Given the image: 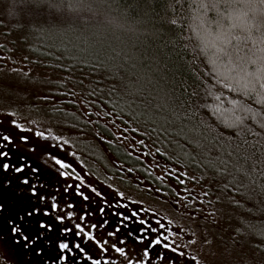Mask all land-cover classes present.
Here are the masks:
<instances>
[{"label":"trees","instance_id":"trees-1","mask_svg":"<svg viewBox=\"0 0 264 264\" xmlns=\"http://www.w3.org/2000/svg\"><path fill=\"white\" fill-rule=\"evenodd\" d=\"M182 4L183 15H175L172 0H0V10H3L0 16L5 15L6 10H13L16 11V18L18 14L20 18V10H24L27 14L22 16L23 20L35 22L34 25H37L34 33L28 30L27 38L18 42L19 48L27 54L29 60L49 71L51 76L62 80L43 81L47 87L45 93L48 97H61L63 96L61 93L73 94L68 89L70 87L74 93L81 94L85 99L99 102L103 111L120 113L124 120L130 121V124L124 126L137 127L145 133L140 136L150 142L154 151L156 147H160L161 151L168 153L167 156L157 154L159 159L180 167L187 164V158L175 142L178 138L161 136L157 139V134L163 131L161 125L172 119L168 114L167 104L175 106L178 103L180 108L189 110V115L192 114V108H195L196 120L203 116L219 131L230 134L220 119L223 116L222 109L216 111L213 117L196 107L202 103L217 106L220 104L215 101L214 96L211 100L208 98L210 91L214 95L227 93L206 75L205 69L209 68L208 57L201 51L202 44L196 35V27L201 21L196 18V10L191 5V0H182ZM172 19H176L178 23L172 25L170 23ZM0 20V30L5 29L3 37L13 36L16 27L10 26L6 19ZM213 51L210 50L208 55H212ZM93 92L95 95H90ZM7 95L0 90V105L6 104L2 110L11 112L12 115L8 116L12 119L20 111L14 105H7L6 99L11 98ZM160 105L164 107L161 108ZM66 106L68 109L50 107L43 110L40 107H30L26 112L30 111L35 119H44L45 116L52 125L74 133L76 137L69 139L72 144L68 146L75 156L74 160L78 161L80 168L91 177L107 184L103 177L115 176L120 185L124 186L126 183L123 182V175L112 168L117 164L124 169L131 168V175L136 174L155 191L159 189L158 193L163 194L166 191L171 193L167 186L156 179L143 161L133 155L129 156L128 152L115 142L109 129L100 123H87L76 110L70 108H75L73 104L66 102ZM180 115L183 117L185 113L180 112ZM153 128L157 131L153 132ZM96 135H103L106 139H112L114 143L112 145L104 144L102 141L95 143L92 139H98ZM180 143H184L185 148L191 151L184 141L181 140ZM18 155L20 156L13 153V161L19 157ZM106 155L111 158V163ZM177 158L178 163H174ZM187 170L195 176L210 175L209 172L190 166ZM50 174L41 171L40 175L43 178L41 183L46 180L50 182L52 179L59 181V174L54 176ZM43 189L45 190L40 189L42 193ZM220 190L223 191L222 187ZM224 194L233 196L231 192ZM236 196L242 201L240 206H233L238 210L236 234L241 235L244 232L247 239L251 240L250 248L257 254L264 255V194L248 193L242 189L241 194ZM2 197L7 198L4 200L7 209L0 218L6 219L5 216L15 211V200L12 190L5 191ZM56 198L55 202L59 203L61 208L65 207V196L59 194ZM96 200H98L96 203H100L98 198ZM52 202L50 200L49 204ZM71 203L75 205L71 211L83 214L91 210L94 214L88 216L89 221L100 222L96 204L88 202L86 207V202L80 201L77 197H72ZM149 213H152L150 209L142 215L147 217ZM145 219L152 221L153 224L159 219L169 231L174 229L176 234L180 232L163 217L155 215L154 220L148 217ZM59 226L61 228L65 225ZM59 226L55 223L57 229ZM110 230L112 224L103 229L106 233ZM51 235L56 233L53 232ZM124 235V232L119 234L121 238H124ZM135 248L140 250L142 246L136 245ZM87 249L93 256L99 255L101 259L104 258L102 253L97 252L92 242L87 244ZM128 250L133 251L131 241ZM162 251L163 249L157 248L152 251V255L155 256L156 252ZM55 255L56 250L49 248L41 259L51 264ZM167 255L172 257L170 252ZM111 256L115 257V253L112 252ZM133 256L135 258L134 253ZM115 258L117 264L119 259H123L119 256ZM176 260L177 264H189L184 258L177 257ZM153 264L163 262L154 260Z\"/></svg>","mask_w":264,"mask_h":264},{"label":"snow or ice","instance_id":"snow-or-ice-1","mask_svg":"<svg viewBox=\"0 0 264 264\" xmlns=\"http://www.w3.org/2000/svg\"><path fill=\"white\" fill-rule=\"evenodd\" d=\"M172 3L174 14L183 15L182 0H172ZM191 5L196 10V18L201 21L196 27V35L202 44L201 51L208 57L209 68L205 69V73L227 93L214 95L210 91L208 98L211 100L214 96L215 101L220 104L217 106L202 103L196 107L213 117L216 111L222 109L223 116L220 119L230 134L219 131L203 116L196 120L195 108H192V114L189 115V110L180 108L178 103L175 106L167 104L168 114L172 119L161 125L163 131L157 134V139L161 136L178 138L175 142L187 158V164L180 167L165 165L167 168L165 175H157L156 179L163 181L165 176L175 179L184 186L183 191L189 192L191 201H198L201 204L213 203L212 197L215 195L211 183L205 181L218 183L217 191L222 187L224 192L233 193V205L240 206L241 202L235 200L234 196L241 194L242 189L248 193L264 194V0H191ZM170 23L176 25L178 21L172 19ZM210 50H214L212 55H208ZM3 58L0 55V59ZM90 95H95V92ZM93 105L102 108L95 100L88 101L84 107L92 109ZM160 107L163 108L164 105ZM180 112H184L185 116L181 117ZM85 115L89 117L96 115L100 118L89 119L87 121L89 124H99L100 120L104 119L103 127L112 125L115 130H109L116 141L121 143L129 141L127 146L133 150L136 149V145L147 149L141 152V156L168 155L167 152L161 151L160 147H156L155 152H152L151 146L144 139L136 140L135 136L129 137L130 132L141 136L145 133L134 126L122 127L118 121L126 125L130 124V121L124 120L120 113L104 110L101 116L100 111L89 110ZM10 123L20 132L30 131L15 119ZM152 131L156 132L157 129L153 128ZM34 135L44 140L51 137L52 140L62 141L64 145L68 144V140L62 139L59 135L49 133L46 136L40 131ZM99 139L104 144L114 143L112 139H106L103 135H100ZM19 140L24 144L29 143V137L26 135H21ZM181 140L191 148V151L185 148L184 143H180ZM131 141H135V144ZM9 146L15 147L13 136L0 130V177H2L0 196L5 191L12 190L15 211L6 223L13 242L22 245L26 251L43 257L47 249L54 248L56 255L52 257L51 264H117L116 258L111 256L112 252L123 258L119 264H153L154 260H160L163 264H177V257L184 258L190 264H202L198 254L189 255L186 251L190 245L196 244L195 239L189 238L186 244L179 242L175 238L177 234L169 231L161 220L157 219L153 224L143 217L142 213H147L148 209H130V204L135 205L137 201L123 203L125 193L122 191H115L114 196L108 198L97 187L86 184L84 177L71 164L63 162L54 154L51 159L58 166L59 176L64 180L78 181L75 184H66L63 191L68 193L74 189L75 195L86 202V207L88 202L96 204V211L101 219L99 223L87 224L88 216L94 214L91 210L87 212L82 210L83 214H78L70 210L75 208L71 202H68L65 208H61L59 203L55 202L57 198L54 195L51 196L53 202L48 204V194L40 191L45 187L41 183L43 179L40 175L41 167L29 163L23 155L13 161V152L9 150ZM29 150L36 152L35 147ZM47 150L48 148H42L40 154L43 155ZM128 155L131 156L132 151H129ZM178 161L179 158L174 163ZM156 166L161 167L159 163ZM189 166L202 169L210 175L192 176L187 170ZM69 169L71 171H65ZM128 172H132V169L129 168ZM188 181L202 185L198 195L191 194L192 190L187 187ZM83 188H87L92 195L86 194ZM108 188L111 189L112 185L109 184ZM177 195L180 200L184 199L179 191ZM96 198L100 203H96ZM6 209V202L0 199V215ZM208 214L213 215L211 212ZM52 220L65 226L57 229ZM66 220L71 221L74 227L66 226ZM109 224H112V230L107 231L106 236L98 238L95 235L96 231L107 228ZM53 232L56 233L55 238L51 235ZM121 232H124V238L119 236ZM113 237L116 239H111ZM129 241L133 244L132 252L128 250ZM89 242L95 245L98 253L103 254V259L99 255L93 256L88 251ZM204 242L209 243L207 240ZM136 245L142 248L137 250ZM157 248L163 251L156 252L153 256L152 251ZM169 252L172 253L171 258L167 255ZM43 264L49 262L44 261Z\"/></svg>","mask_w":264,"mask_h":264},{"label":"rangeland","instance_id":"rangeland-1","mask_svg":"<svg viewBox=\"0 0 264 264\" xmlns=\"http://www.w3.org/2000/svg\"><path fill=\"white\" fill-rule=\"evenodd\" d=\"M4 5L7 6L6 3H4ZM2 11L3 10H0V12ZM20 11V18L19 14L16 18V11L13 10H6L4 12L5 15L0 16V18L6 19L10 26L16 27L14 35L10 38L3 37L5 29L0 30V55L4 57L3 59H0V90H3L4 93L11 97L6 99V101H8L7 105H14L20 111L11 119L8 116V113L11 112H5L2 110V108L6 107V104L0 105V130L8 132V134L12 135L15 140V147L13 148L12 146H9V150L13 153L20 154V156H25L30 163H34L33 165H39L43 173L46 174L49 172L52 176L58 174V166H56L51 159L54 154L63 162L71 164L72 167L84 177L86 184L97 187V189L104 193L108 198H112L115 191L124 192L125 199L122 201L123 203H128L131 200L137 201L135 205L130 204V209H150L152 213H149L147 216L149 219L152 218L154 220L155 215L160 216L172 223L173 226H176L175 229H178L180 232L178 231L179 234H177L175 238L179 242L186 244L189 238L195 239L196 244L190 245L186 251L189 255L198 254L202 264H264V255H259L250 248L249 244L251 243V240L247 239L244 232L241 235L236 234V214L238 213V210L233 207V196L226 195L221 190L217 191L219 185L216 183L205 181V183H211L212 191L215 195L212 197L213 203L201 204L198 201H191L189 192L182 190L184 186L180 185L175 179H172L169 176H165L163 181H159L167 186L171 190V193L166 191L165 193L160 194L155 191L154 188L149 187L136 174L131 175L130 172H128V169H124L117 164H112V168L123 175V182L126 183L124 186L120 185L115 176L103 177V180L107 182L106 184L103 181L91 177L80 168L78 161L76 162L74 160L75 156L68 146L72 144L70 140L75 138L76 135L68 130L52 125L50 121L45 119V116H43L44 119H35L30 111L26 112V109L28 110L30 107H40V109L43 110L50 107L68 109L66 106V102H68V104H73V106H75V108L69 107L76 110L86 122L89 119H100L96 115H92L91 117L86 116V111H100L102 116L103 110L95 105H93L92 109L85 108L84 104L91 100L85 99L79 93H74L75 91H72V88L70 87H68V89L73 92V94H67L61 97H48L46 95L45 90L47 87L43 84V81L61 82L62 80H58L57 77L51 76L49 71L34 64L28 59L27 54L19 48L20 43L18 41L26 37L28 30L34 33L33 30H35L37 26L34 25L35 22L23 20L22 16L27 13L24 10ZM47 26H49V24H47ZM43 38L45 37H42V39ZM42 39H40L39 43L42 42ZM11 40L16 43L12 44ZM47 44L48 42L46 41V45ZM13 69H18V71H13ZM25 72L27 75H25ZM44 97H47V99H44ZM69 101L75 102L69 103ZM13 119H15L22 127L29 129L30 131L20 132L13 128L10 123ZM104 123L105 120L101 119L100 124L103 125ZM120 123L122 124V127H127L124 126L122 122ZM107 129L115 130L112 125H109ZM37 131L44 132L46 136L49 133L62 136V139L68 140V144L64 145L62 141L58 142L52 140L51 137H49L48 140L37 138L34 135ZM21 135L29 137L28 144H24L19 140ZM128 135L129 137L135 136L136 140L144 139L145 142L151 146L152 152H155L150 142L145 138H142L137 133L130 132ZM86 137L88 138V135ZM96 137L98 139L93 138L92 141L95 143L98 141L100 142L99 135H96ZM115 142L120 144L127 152L132 151V155L136 158L140 157L139 159L145 163L149 168V171L155 177L157 175H165V172L167 171V168L164 167L165 165L168 167H175L163 162L157 155L147 157L141 156V152L147 151V149L142 148L140 145H136V149L133 150L131 147L127 146L129 141L121 143L120 141L115 140ZM131 143L135 144V141H131ZM49 145H54L55 147L49 148ZM31 147H35L36 152L30 151L29 149ZM42 148H48L43 155L40 154ZM106 156L111 163V158H109L108 155ZM158 163L161 167L156 166ZM60 178L59 181L52 179L50 182H46V180L43 183L45 185V187H43L45 188V190L43 189V192L47 193L49 197L47 201L48 204L50 203L53 194H55L54 196H58L59 194L64 195V202L66 205L68 202L72 201V197H77L74 189L70 190L68 193H65L63 189L66 184H75L78 181H73L71 179L64 180L63 178ZM109 184L112 185L111 189L108 188ZM187 187L192 190V195H198L201 192L202 185L188 181ZM82 190L85 191L86 194H89L90 196L92 195L87 188H83ZM178 191L180 195L184 197L183 200L179 199L177 195ZM131 193L133 196H131ZM77 198H79L80 201H83L80 197ZM217 198H219V202H217ZM0 199L5 200L7 198L0 196ZM199 199L205 198L199 197ZM234 199L242 202L238 196H234ZM210 212L213 213V215H209L208 213ZM11 214L13 213H9L5 216L6 219L0 218V264H43L44 260L41 259L42 257H37L32 251H26L22 245L13 242V237L11 236L6 223ZM52 223L55 224V221L52 220ZM86 223L89 225L91 224L89 219H87ZM59 225L60 224H58V226ZM66 225L74 227L72 222L67 220ZM173 230L174 229H170V231ZM95 235L99 238L101 236H106V232L98 229ZM55 236L56 235H52L53 238H55ZM181 237H183L182 240ZM205 240L209 241V243H205ZM116 256L117 254L115 253V257Z\"/></svg>","mask_w":264,"mask_h":264}]
</instances>
